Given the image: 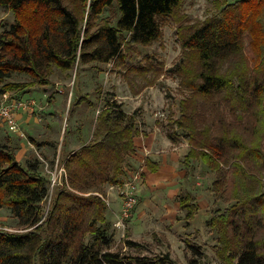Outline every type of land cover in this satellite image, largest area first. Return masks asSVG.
Returning <instances> with one entry per match:
<instances>
[{
  "label": "trees",
  "instance_id": "trees-1",
  "mask_svg": "<svg viewBox=\"0 0 264 264\" xmlns=\"http://www.w3.org/2000/svg\"><path fill=\"white\" fill-rule=\"evenodd\" d=\"M183 1L0 0L12 15L11 23H0V98L19 101L48 88L55 69L68 73L78 65L110 63L125 69L135 95L137 76L152 75L147 87L162 69L150 62L129 65L128 57L136 47L158 42L162 25L174 23L182 58L171 71L187 95L178 117L167 118L165 136L173 145L186 142V180L193 162L214 174L209 191L214 204L226 206L215 208L206 224L215 232L219 262L264 264V0H220L214 15L193 24L181 11ZM15 75L28 80L11 82ZM82 104H92L87 95L69 107ZM135 116L114 101L100 109L91 141L61 159L64 174L47 207L50 178L40 162L24 166L0 144V209L19 228L0 229V264H175L168 254L110 250L104 187L122 184L128 175L126 160L142 135ZM144 168L156 173L159 164L146 158ZM177 203L188 226L199 210L196 199L184 190ZM124 245L143 250L133 241Z\"/></svg>",
  "mask_w": 264,
  "mask_h": 264
},
{
  "label": "rangeland",
  "instance_id": "rangeland-1",
  "mask_svg": "<svg viewBox=\"0 0 264 264\" xmlns=\"http://www.w3.org/2000/svg\"><path fill=\"white\" fill-rule=\"evenodd\" d=\"M220 0H184L181 11L187 23L203 21L206 17L214 15L216 4ZM235 0H228L233 2ZM12 22V15L8 10L0 8V23ZM176 25L168 22L161 27L162 38L149 46H138L127 59L129 65L145 66L150 62L161 65V73L153 80V84L144 87L145 80L152 79L151 74L145 78L137 76L134 79V95L124 80L125 69L115 67L112 63L107 65H78L68 73L54 70L50 77L51 86L45 89L35 88L21 98L22 102L30 99L36 103L34 114L24 112V118H29L31 127L25 125L19 129L24 137H13L11 145L15 147L16 156L22 165L29 161L40 162V172L50 178V193L45 201V207L52 196V180L59 183L63 173L60 171L61 159L70 151L82 144L91 141L92 131L95 127L96 116L100 109L110 101L121 104V109L128 113H135L137 125L146 133H153L154 147L151 159L160 166L156 174L149 173L144 165L141 166V157L126 160L128 175L139 172L142 184L137 193L136 205L130 217L124 222L123 228H117L114 223L118 213L114 216L108 208L106 218L108 221L107 233L111 236L110 250L125 255L161 256L168 254L175 264H189L190 260L197 264H221L216 258L213 247L216 244L215 232L206 224L215 208L226 206L218 201L214 204L215 196L209 188L214 180V174L209 172L200 163L193 162L189 178L186 180L182 167V159L187 152L186 142L172 144L165 139L167 118L173 115L178 117L179 101L187 92L179 89L176 76L171 71L180 63L182 54L179 41L175 35ZM2 27L0 26V31ZM171 71V72H170ZM25 76L15 75L11 82H25ZM57 88L61 89L59 103L54 106L52 99L57 95ZM81 95H87L92 103L90 106L82 104L73 108L70 101L76 100ZM14 101V100H12ZM70 108V113L68 114ZM20 115L16 121L21 123ZM148 117L147 122H144ZM20 120V121H19ZM143 121V123H142ZM17 122V125H18ZM142 123V124H139ZM19 126V125H18ZM150 129V131L148 130ZM8 128L0 120V136L6 137ZM14 134V133H13ZM16 135V134H15ZM264 136V134H263ZM30 139H33L31 142ZM64 139V142L62 140ZM41 141L50 142V147L45 150L38 149ZM1 142V141H0ZM32 144V148L29 146ZM264 147V139H263ZM2 145V144H1ZM62 150L59 156V150ZM44 160V161H42ZM53 187V188H52ZM52 188V189H51ZM106 188V192H107ZM188 190L195 197L199 210L194 219L186 226L183 219L184 212L179 208L177 195ZM103 193L104 199L110 205L112 194ZM111 195V196H110ZM118 195V194H117ZM106 204V203H105ZM107 205V204H106ZM118 201L112 203L111 209L117 211ZM120 210V209H119ZM0 229L16 231L15 220L7 209H0ZM125 240L139 243L143 250L136 251L124 245ZM92 243V238L86 240ZM190 243L200 253L194 255L186 244Z\"/></svg>",
  "mask_w": 264,
  "mask_h": 264
},
{
  "label": "built area",
  "instance_id": "built-area-1",
  "mask_svg": "<svg viewBox=\"0 0 264 264\" xmlns=\"http://www.w3.org/2000/svg\"><path fill=\"white\" fill-rule=\"evenodd\" d=\"M36 107V103L33 100H29L27 102L22 101H12L7 99L6 97L0 98V120L4 122V124L8 128H17L16 123V115L19 112H32ZM19 137L23 138V132L19 133ZM60 171L64 174V170L61 168ZM141 178L139 172H133L132 174L127 175L122 184L109 186L107 187V192H116L118 196L121 198V207L117 216V220L114 223V226L117 228H123L124 222L130 217L132 210L134 209L137 201V193L139 189V185L141 184ZM56 184V179L52 180V185ZM110 191V192H108ZM101 197V195H99ZM104 202L109 207L107 201L104 199ZM8 231L7 229H4Z\"/></svg>",
  "mask_w": 264,
  "mask_h": 264
},
{
  "label": "crops",
  "instance_id": "crops-1",
  "mask_svg": "<svg viewBox=\"0 0 264 264\" xmlns=\"http://www.w3.org/2000/svg\"><path fill=\"white\" fill-rule=\"evenodd\" d=\"M58 90L56 91V93H57V95H54L53 96V98L54 99H52L51 101H52V103H53V105L54 106H56L58 103H59V100H60V95L62 94V91H61V89H59V88H57ZM31 100V99H30ZM37 109H34V110H32V112H29V114H34L33 112H35ZM24 112H19V113H17V115H16V119H17V116L18 115H20V117H21V123L20 122H18V120L16 121V123L18 122V125H17V128H21L22 130H23V132H25V130L22 128V126L24 127L25 125H28V127L30 128L32 125H31V121L29 120V118H24V114H23ZM19 117V118H20ZM147 120H148V117H146L145 118V120H143L144 122H147ZM20 121V120H19ZM143 121H142V123H143ZM142 123H139V124H142ZM139 127V129H140V131L142 132V135L141 136H139V137H137V138H135V140H134V145H135V149H136V151H135V154L133 155V156H130V157H132L133 159H137V157H141L143 160H141V166H143L144 165V160L146 159V158H151V155L150 154H152L153 152H157V151H153V149H156L155 147H154V137H153V133H146L145 131H142V129H141V127L140 126H138ZM19 129H16L15 128V131H11L10 129L8 130V131H10V132H12V133H9L8 132V135H6V137H4L3 136V138H2V135L0 136V144H2V145H6V146H8V147H10L12 150H13V152H14V154H15V156H16V152H15V147H13L12 145H11V140H12V138L14 137H17V133H18V130ZM151 129V128H150ZM150 129L148 128V130L150 131ZM14 133V134H13ZM16 134V135H15ZM18 138V137H17ZM19 138H21V137H19ZM165 139H167L166 137H165ZM31 140V142H33V139H30ZM31 142H29L30 144H29V146H30V148H32L33 146H32V144H31ZM167 142H169V140L167 139ZM34 144H35V142H33ZM170 143V142H169ZM40 147L38 148L39 150L40 149H43L44 150V154H45V150L46 149H48L49 147H50V142H48V141H41V143L40 144H38ZM80 147V146H79ZM79 147H77L76 149H78ZM76 149H74V150H76ZM71 152V151H70ZM70 152H68L66 155H68ZM16 159H17V161L19 162V160H18V158H17V156H16ZM42 161H44V160H42ZM20 163V162H19ZM159 169H160V166H159ZM159 169H158V171H159ZM157 171V172H158ZM156 172V173H157ZM156 173H151V174H156ZM142 184V183H141ZM140 184V185H141ZM139 185V186H140ZM106 188L107 187H104V192H106ZM139 190H140V188H139ZM138 190V191H139ZM112 193V192H111ZM111 196V195H110ZM112 200L110 201V205H109V207L108 208H110V211H111V213L113 214V216H114V214H115V212H117L118 213V211H119V209H120V207H121V198L116 194H112ZM116 200L118 201V203H119V205H118V208H117V211H113L112 209H111V205H112V203L114 202V203H116ZM116 215V214H115Z\"/></svg>",
  "mask_w": 264,
  "mask_h": 264
}]
</instances>
